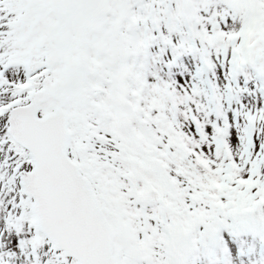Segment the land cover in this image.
<instances>
[{"label":"snow or ice","instance_id":"obj_1","mask_svg":"<svg viewBox=\"0 0 264 264\" xmlns=\"http://www.w3.org/2000/svg\"><path fill=\"white\" fill-rule=\"evenodd\" d=\"M0 264H264V0H0Z\"/></svg>","mask_w":264,"mask_h":264}]
</instances>
